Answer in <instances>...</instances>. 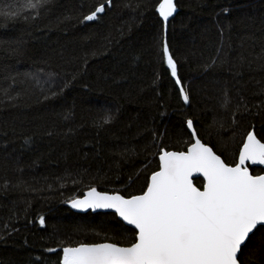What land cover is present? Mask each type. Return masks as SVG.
<instances>
[{
  "label": "trees",
  "instance_id": "obj_1",
  "mask_svg": "<svg viewBox=\"0 0 264 264\" xmlns=\"http://www.w3.org/2000/svg\"><path fill=\"white\" fill-rule=\"evenodd\" d=\"M101 2L0 15V264H57L63 246L80 243L127 245L131 227L114 212L78 213L69 201L90 187L140 194L161 148L193 142L188 119L230 164L249 131L264 142V0H175L166 34L159 0H112L81 23ZM23 3L0 0V12ZM165 35L187 104L161 58ZM239 261L264 264V229Z\"/></svg>",
  "mask_w": 264,
  "mask_h": 264
},
{
  "label": "snow or ice",
  "instance_id": "obj_2",
  "mask_svg": "<svg viewBox=\"0 0 264 264\" xmlns=\"http://www.w3.org/2000/svg\"><path fill=\"white\" fill-rule=\"evenodd\" d=\"M49 2L24 0L15 11L0 15L15 19L24 10ZM111 3L96 4L81 23L95 21ZM155 11L166 34L177 11L175 0H159ZM161 58L187 104L189 95L166 35ZM186 125L193 142L186 151L161 148L158 170L152 171L140 194L125 196L90 187L82 198L69 201L74 209L112 210L125 226H131L127 245L80 243L63 246L59 252L48 249L57 252V264H239L242 248L264 229V175H253L248 167L249 162L264 165V142L249 131L230 164L201 141L191 119ZM193 174L203 177L202 190L193 184ZM39 223L44 224V217Z\"/></svg>",
  "mask_w": 264,
  "mask_h": 264
},
{
  "label": "water",
  "instance_id": "obj_3",
  "mask_svg": "<svg viewBox=\"0 0 264 264\" xmlns=\"http://www.w3.org/2000/svg\"><path fill=\"white\" fill-rule=\"evenodd\" d=\"M176 3V2H175ZM175 14V13H174ZM171 18L172 17H170V19H169V21L171 20ZM169 23V22H168ZM253 132V131H252ZM198 135V134H197ZM199 137V136H198ZM258 138V137H257ZM259 139V138H258ZM202 141V140H201ZM203 142V141H202ZM263 142V141H262ZM204 143V142H203ZM206 144V143H205ZM206 145H208V144H206ZM209 146V145H208ZM211 147V146H210ZM167 151H176V150H167ZM186 151V150H185ZM217 154V153H216ZM222 158V157H221ZM223 159V158H222ZM248 167H249V170H250V172L252 173V171H251V169H250V167H261V168H264V165H252L250 162L248 163ZM253 174V173H252ZM253 175H255V174H253ZM259 175H264V173H262V174H259ZM196 178H202L203 179V177L202 176H200L199 174H193V177H192V180H193V184L195 185V186H197L196 184H195V179ZM197 187H199V186H197ZM98 190V189H97ZM201 190H202V188H201ZM88 191V190H87ZM86 191V192H87ZM98 191H101V190H98ZM102 192H105V191H102ZM108 193H110V192H108ZM121 194V193H120ZM79 198H82V196L81 197H79ZM69 207L73 210V211H75V212H78V213H87V212H93V213H97V212H113L112 210H110V209H97V210H95V211H93V210H91V209H88V210H80V209H74V208H72L71 207V205H70V202H69ZM120 219V218H119ZM131 227V226H130ZM105 242H109V241H105ZM100 243H103V242H100ZM110 243H113V242H110ZM120 245V244H119ZM121 246H126V245H121ZM240 255V254H239ZM239 264H241V262L239 261Z\"/></svg>",
  "mask_w": 264,
  "mask_h": 264
}]
</instances>
